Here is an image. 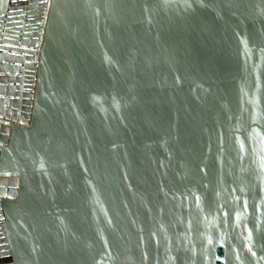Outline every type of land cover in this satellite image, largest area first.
<instances>
[{
    "label": "water",
    "instance_id": "1",
    "mask_svg": "<svg viewBox=\"0 0 264 264\" xmlns=\"http://www.w3.org/2000/svg\"><path fill=\"white\" fill-rule=\"evenodd\" d=\"M6 264H264V0H0Z\"/></svg>",
    "mask_w": 264,
    "mask_h": 264
},
{
    "label": "built area",
    "instance_id": "2",
    "mask_svg": "<svg viewBox=\"0 0 264 264\" xmlns=\"http://www.w3.org/2000/svg\"><path fill=\"white\" fill-rule=\"evenodd\" d=\"M0 264H6V263L3 261V259H2L1 256H0Z\"/></svg>",
    "mask_w": 264,
    "mask_h": 264
}]
</instances>
